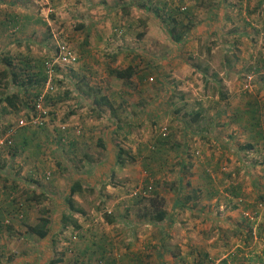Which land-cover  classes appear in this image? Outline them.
<instances>
[{
  "label": "rangeland",
  "instance_id": "obj_1",
  "mask_svg": "<svg viewBox=\"0 0 264 264\" xmlns=\"http://www.w3.org/2000/svg\"><path fill=\"white\" fill-rule=\"evenodd\" d=\"M138 1L0 0V74L5 69L2 60L6 58L11 60L12 73L20 79H15L16 84L26 79L21 72L22 61H31V65L35 64L33 60L40 61L45 73L43 62L45 64L55 57L58 44L66 45L77 57V62L71 66H61L55 62L51 80L53 91L48 94L44 93V83L38 89L35 86L13 85L10 82L12 75H8L10 67L6 68V76L0 77L2 230L6 229L7 220L10 219H5L3 210L23 205L32 198H36L34 203L40 207L47 205L44 194H36V188L29 187L26 183L31 181L24 174L28 171L27 160L34 155L37 157L41 152L33 154V146L20 149L17 134L23 127L37 134L33 141H39V147L42 148L47 126L64 123L73 114L71 123L79 122L82 125L85 140L93 144L97 137L104 138V129L108 127L105 120L109 117V111L104 106H94L92 97L82 96L79 99L76 96L75 89L78 86L82 89L83 83L98 89L97 97L107 98L116 120L120 121L122 130H126L119 131L114 139L122 144V157L131 155L133 158L132 162L127 161L118 166L123 169L117 168L114 170L115 174L110 172L111 175L104 177V172H97L98 181L95 182V178L96 187L93 191L72 196L74 206L81 214L62 212L68 221L64 222V231H58L51 240L49 264H106L108 260H112L114 264H129L131 259L128 255L137 253L144 240L155 241L157 246L161 236L164 241L160 249L171 253L173 237L185 235L184 229L181 231L177 226L171 228L165 225V221L154 224L140 216L144 211H149L148 199L153 195L163 200V207L170 214L174 198L170 191L171 184L174 177L182 173V170L177 172L178 155L172 146L180 144L186 136L181 125H187V113L195 111L193 95L216 90L224 92L225 84H220L219 78L222 69L217 65L223 59L232 61L236 55V47L256 46L264 53V25L257 24L262 20L260 16L264 13V5L258 10L254 5L256 0H150V5L157 3L158 8H161L164 4L168 11L175 7H179V11L188 8L189 17L186 18L189 21L191 17L189 23L184 16L186 10L181 14L171 13L177 22H181L189 30L185 41L177 48L172 46L161 30L167 29V24L161 25L149 12L139 8ZM160 15L164 17V14ZM126 25L129 27L126 28ZM120 32L122 36H119ZM145 33L150 34V41L135 36ZM152 43H157V47ZM222 46L233 49L229 48V53H221L218 49ZM261 61L264 66V57ZM128 65L132 66L134 75L127 82L109 75L111 70H122ZM204 65L212 68H207L206 71L202 68ZM255 68L243 67L238 75L245 81L247 76H251V81L264 79L253 73ZM204 70L205 74L212 75L213 83L208 84L204 80ZM31 72L34 73L35 69L32 68ZM245 72L249 75L244 76ZM37 92L33 99L31 96ZM11 95H16L12 100L14 108L8 107L4 102V96ZM38 99L42 110L48 113L42 117V124L37 127H19L18 120L28 119L32 115L33 105ZM149 104L151 109L147 108ZM176 109L179 112L175 116L181 117L179 125L172 119ZM152 114L155 117H150ZM171 120L175 122L171 123ZM198 125L192 123L189 127ZM161 133L165 134L163 139ZM7 139L10 143L8 146L5 144ZM191 141L190 139L184 143V153L190 151L186 145H191ZM195 150H191L194 157ZM28 151L31 153L27 154ZM87 151L91 150L87 148ZM64 156L65 161L58 166V170L70 176L72 171L67 159L71 161V158L66 152ZM73 166L76 167L75 163ZM38 183L46 190V184L40 181ZM140 183L152 185V191L142 200L130 197L131 191ZM67 190L66 187V194ZM66 194L61 198L64 199ZM262 203L264 201L257 203L252 210L241 212L246 226L244 225L245 229L237 239V245L240 241L242 248L243 245L244 248L253 245L256 254L251 256L250 261L255 264H264V219L261 220L264 207L258 210V221L252 226L242 215L255 211L257 205ZM106 217L111 218L112 222L106 223ZM72 222L77 224L78 230L72 228ZM251 240L255 243L252 244ZM9 242L7 252L12 256L13 251L19 252L18 244ZM150 250H154V247ZM239 250L233 244L226 252L233 257L242 258L243 253ZM3 253L4 251L0 254V260L8 257L7 253L6 256ZM57 260L60 263H56ZM171 261V258H166L163 262L170 264ZM236 261L252 264L245 259ZM218 262L220 261L217 260L216 263Z\"/></svg>",
  "mask_w": 264,
  "mask_h": 264
},
{
  "label": "crops",
  "instance_id": "obj_2",
  "mask_svg": "<svg viewBox=\"0 0 264 264\" xmlns=\"http://www.w3.org/2000/svg\"><path fill=\"white\" fill-rule=\"evenodd\" d=\"M254 2L258 10L264 5V0ZM260 17L262 20L257 22L259 26L264 25V13ZM120 35L122 36L121 32ZM141 37L150 41V34L145 33ZM152 44L157 47V43ZM229 48L233 49L222 46L218 50L226 54L229 53ZM234 51L236 55L232 61L223 59L217 65L222 69L219 78L220 84H225L224 92L216 90L193 95L195 111L187 113L188 124L181 125L186 136L180 139L184 141L172 146L178 155L177 172L182 170V173L176 175L171 184L170 191L174 198L170 215L164 221L171 228L177 226L179 230L184 229L185 235L173 237L171 253L160 249L164 241L162 236V239H158L157 246L155 241L144 240L137 253L128 255L129 259L137 258L141 263L144 261V264H167L163 261L171 258L170 264H196V261L205 258V262L209 264H212L210 260L215 261L214 264H241L242 261L236 259L250 261L251 256L256 254L253 245H248L247 248L243 245V249L240 241L237 245V239L243 232L242 226H246L241 212L252 210L257 203L264 201V79H255L246 85V81L238 74L243 67L255 66L257 69L253 73L264 78L261 61L264 53L256 46L236 47ZM244 52L247 54L244 55ZM207 66L202 68L206 71L207 68H212ZM205 70L202 74L204 80L208 84L213 83L212 75L205 74ZM247 74L245 72L244 76ZM150 104L148 109H151ZM175 115L173 112L172 119L179 125L181 117ZM72 116L73 114L64 123L47 126L42 148L39 147V141L32 142L41 153L37 157L34 155L28 158V171L24 174L28 179L46 184V190L35 187L30 181L26 183L29 187L36 188V194H44L48 206L40 207L34 203L36 198H32L23 205L19 204L18 209L15 206L8 211L3 210L5 219H10L7 220L6 229L2 230L0 227V254L4 251L3 256L7 253L8 257L0 260V264H49L51 240L58 231L66 228L65 221L62 220V212L66 211V207L61 196L66 194V187L68 189L71 179L80 184L79 195L93 191L95 182L98 181L97 172H104L102 175L106 177L107 174L111 175L110 172L115 174L114 170L117 168L123 169L114 162L116 149L122 148V144L117 143L114 138L119 131L126 132L122 130L120 121L109 115L105 120L108 127L104 129V138L99 136L92 144L84 139L82 125L79 122L71 123ZM150 117H155V114ZM175 121L171 120V123ZM192 123L199 125L189 127ZM190 139L191 145H186L190 151L184 153V143ZM87 148L91 151H87ZM191 150H195L193 153H196V157ZM64 152L69 153L71 158V161L67 159L72 171L70 176L56 168L57 164L64 163ZM30 153L28 151L27 154ZM18 213L22 215L21 220L17 219ZM41 217L47 221V233L39 240L28 229L38 225ZM1 222L0 220V225ZM13 241L18 244L19 252L13 251L14 255L10 256L7 245L8 242L14 244ZM251 241L252 244L255 243ZM233 244L240 248L244 258H234L226 252ZM152 246L154 250H150ZM217 260L220 262L216 263ZM128 263L131 264V261ZM250 263L255 264L252 261Z\"/></svg>",
  "mask_w": 264,
  "mask_h": 264
},
{
  "label": "trees",
  "instance_id": "obj_3",
  "mask_svg": "<svg viewBox=\"0 0 264 264\" xmlns=\"http://www.w3.org/2000/svg\"><path fill=\"white\" fill-rule=\"evenodd\" d=\"M150 0L147 1H142L139 0V8H143L145 11L149 12L153 18H155L161 25L163 24H167L168 28H161V30L166 34L165 38L167 37V40H169V42H171L172 46L175 48L179 47L180 45H182V43L185 41L187 34H189V30H187L188 27H186L185 25H183L181 22H177L171 13L173 12L174 15L176 14H181L180 12H184V10H186V12L184 13L185 18L189 17L188 13V8H184L183 11H179V7H175L172 11H168L166 10L165 6L166 5H162L161 8H158L159 4L155 3L154 5H150V3H148ZM239 2L242 0H238ZM143 2V3H142ZM182 5V4H181ZM160 14H164V17H162V15ZM187 20V18H186ZM191 21V17L189 18V21L187 20V22L189 23ZM164 26V25H163ZM186 27V28H185ZM140 37L142 35H139ZM34 61V65H31L30 62L31 61H27L24 62L22 61V65H23V70L21 71L22 73H24V76L26 77L25 81H20L19 83H15L16 82V78H18L14 73H12L11 69H13V65L11 63V60H9V58L3 59L2 60V64L4 66L5 69H3V73L0 74V77H5L6 76V68L10 67V70L8 71V75H12L10 76V82L17 86V87H32L35 86L37 89L43 85L44 83V73L42 70V64L40 61L38 60H33ZM77 62V60H76ZM44 65V62H43ZM34 68L35 72L32 73L31 69ZM109 75H111L112 77H114L115 79L118 80H122V81H128L134 74H133V68L131 66H127L122 70H111L109 72ZM18 80H20L18 78ZM78 86L75 91L77 96L79 97V99L84 96L87 98L92 97V104L96 107L98 106H104L108 109L109 111V115L112 118H117L115 117L114 111H111V106L107 100L106 97L104 96H99L97 97V90L98 89H94L93 87L87 86L85 83H83V85ZM84 89V90H83ZM38 92L35 93L34 95H32L31 97H33V99L37 96ZM16 95H11V96H4V102L6 103V105L10 108H14L13 104H12V100L15 99ZM171 103H169L170 105ZM175 114H177L179 112L178 109L173 111ZM20 138V149H25L27 148V146H33V154H36L38 149L36 146L33 145V139L35 138V136L37 135L34 131H30L28 129H25L23 127V129H21L18 134H17ZM161 137V136H160ZM164 137H161V139H163ZM23 142V143H22ZM29 142V145H27ZM24 146V147H23ZM123 156V151L122 149L117 148L116 149V153L114 156V162L119 165L122 166L124 164V162H132L133 158L131 156H127V157H122ZM60 164H57V168ZM31 183L35 185V187L41 188V185H39L37 180L34 179H30ZM43 190V188H41ZM80 192V184L78 182H74L73 179H71L70 181V185L68 187L67 190V194L66 197L63 199V202L65 203V207H66V211H70L71 213H78L81 214V211L77 208H75L74 203L72 201V196L75 194H78ZM142 200V199H141ZM147 200V199H146ZM148 206L149 211L146 212L144 211V213L141 214L140 218L141 219H145L148 222H152L154 224H158L163 222L165 219H167L169 217L170 214L166 213V209L163 207L164 206V202L163 200H161L160 198H158L156 195H153L152 197H150L148 199ZM16 209H18V207H16ZM63 214V213H62ZM106 223H111L112 219L106 217ZM22 219V218H21ZM18 219V220H21ZM62 220H66L68 221L67 217H65L64 215L62 216ZM71 221V220H70ZM47 224V221L44 218H39L38 219V225H36L35 227H30L28 230L31 234L35 235L39 240L43 239L46 236V229L45 226ZM7 228V227H6ZM72 228L74 230H78V226L75 222H72ZM242 229L244 230V226H242ZM51 245L52 242L50 243V252H51ZM131 261V264H142L137 258L136 259H131L129 260ZM59 262L60 260H57L56 263ZM205 263V258L203 259H199V261H196V264H201V263ZM106 264H114L112 260H108L105 262Z\"/></svg>",
  "mask_w": 264,
  "mask_h": 264
},
{
  "label": "built area",
  "instance_id": "obj_4",
  "mask_svg": "<svg viewBox=\"0 0 264 264\" xmlns=\"http://www.w3.org/2000/svg\"><path fill=\"white\" fill-rule=\"evenodd\" d=\"M56 51V55L52 60H48L44 65H45V80H44V93H50L51 91H53V87L51 84V80H52V74H53V66L56 63L60 64L61 66H71L73 65L76 60L77 57L74 55V53L71 51V49H69L66 45L64 44H58L56 45L55 48ZM149 81H151V79H148ZM251 81V77H246V85H249ZM34 111L32 112V115H30L28 117V119H20L17 122V125L19 127H23L26 125H31L34 127L40 126L42 124V117L46 116L48 113L43 111L40 105V101L39 99L34 103L33 105ZM41 115V117H40ZM164 133H161L162 137L164 136ZM5 144L6 146H8L9 140H5ZM196 155V153H195ZM152 185H148V184H142L140 183V185L138 187H135L130 194V197H136L139 199H143L146 198L148 196V194L152 191ZM264 207V203L262 204H258L256 207V210L246 214L244 213L242 216L244 219L247 220V222L252 226L253 224H255L258 221V210H260L261 208ZM22 215L20 213H18L17 215V219H21Z\"/></svg>",
  "mask_w": 264,
  "mask_h": 264
}]
</instances>
